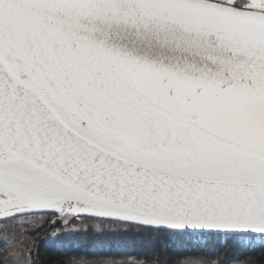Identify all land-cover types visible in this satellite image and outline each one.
Wrapping results in <instances>:
<instances>
[{
  "label": "snow or ice",
  "instance_id": "1",
  "mask_svg": "<svg viewBox=\"0 0 264 264\" xmlns=\"http://www.w3.org/2000/svg\"><path fill=\"white\" fill-rule=\"evenodd\" d=\"M46 226L63 264H264V0H0V264Z\"/></svg>",
  "mask_w": 264,
  "mask_h": 264
},
{
  "label": "trees",
  "instance_id": "2",
  "mask_svg": "<svg viewBox=\"0 0 264 264\" xmlns=\"http://www.w3.org/2000/svg\"><path fill=\"white\" fill-rule=\"evenodd\" d=\"M19 228L30 227L35 229L36 224L29 222L27 225L20 224ZM28 237L27 243L39 244V264H63V258L69 254L68 241L55 239L50 227L25 233Z\"/></svg>",
  "mask_w": 264,
  "mask_h": 264
}]
</instances>
